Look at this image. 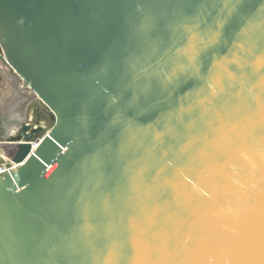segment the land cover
Masks as SVG:
<instances>
[{
    "label": "water",
    "instance_id": "95a60500",
    "mask_svg": "<svg viewBox=\"0 0 264 264\" xmlns=\"http://www.w3.org/2000/svg\"><path fill=\"white\" fill-rule=\"evenodd\" d=\"M0 58L52 121L3 141L0 264H264V0H0Z\"/></svg>",
    "mask_w": 264,
    "mask_h": 264
},
{
    "label": "rangeland",
    "instance_id": "374dc122",
    "mask_svg": "<svg viewBox=\"0 0 264 264\" xmlns=\"http://www.w3.org/2000/svg\"><path fill=\"white\" fill-rule=\"evenodd\" d=\"M1 60V58H0ZM3 66H6L3 61L1 60ZM12 70L9 68V70L6 71V69H4L1 65H0V109L3 105L7 104L6 103L8 100H6V97L4 94L8 93L10 87H11V83L16 81L17 78L12 76ZM10 76V77H9ZM12 76V77H11ZM25 97H23L21 95V100L23 101ZM5 105V106H7ZM42 103L40 101H37L36 99H33L31 101V103L28 104L27 108H26V115L28 117V119L35 121L36 119L39 120V122L43 125V129L46 130L48 129L51 124L52 121L51 119L42 111ZM10 107L8 106L6 108V111H8ZM10 126L14 125V124H9ZM4 131H2L1 127H0V138H4Z\"/></svg>",
    "mask_w": 264,
    "mask_h": 264
},
{
    "label": "flooded vegetation",
    "instance_id": "af4514ba",
    "mask_svg": "<svg viewBox=\"0 0 264 264\" xmlns=\"http://www.w3.org/2000/svg\"><path fill=\"white\" fill-rule=\"evenodd\" d=\"M5 97H8V93L4 94ZM14 98V97H13ZM13 103V104H12ZM7 105V104H5ZM3 105L4 110L0 109V127L2 131H4V135L6 136V130L9 124H13L18 122L23 116L26 114V108L24 106V101L21 100L20 96H17L12 100L11 103H8L7 106ZM10 107L8 111H6L7 107ZM10 126V125H9ZM11 127H15L12 125ZM14 129V128H13ZM16 131V129H15Z\"/></svg>",
    "mask_w": 264,
    "mask_h": 264
},
{
    "label": "built area",
    "instance_id": "2783aa9c",
    "mask_svg": "<svg viewBox=\"0 0 264 264\" xmlns=\"http://www.w3.org/2000/svg\"><path fill=\"white\" fill-rule=\"evenodd\" d=\"M30 120V119H29ZM32 123L34 121L30 120ZM40 123V122H39ZM34 124V123H33ZM41 124V123H40ZM42 125V124H41ZM43 126V125H42ZM5 136L4 138H0V149H1V153H0V156L3 158L2 161H0V176L5 173V172H8V171H11L13 169H16L17 167V163H14L12 162L9 158H7V156H5V151H4V142L5 141ZM34 143V142H33ZM35 144V143H34ZM2 146V147H1Z\"/></svg>",
    "mask_w": 264,
    "mask_h": 264
},
{
    "label": "bare ground",
    "instance_id": "6f19581e",
    "mask_svg": "<svg viewBox=\"0 0 264 264\" xmlns=\"http://www.w3.org/2000/svg\"><path fill=\"white\" fill-rule=\"evenodd\" d=\"M0 65L4 68V69H6V71L7 70H9V65H7V64H5L6 66H3V64H2V62H1V60H0ZM12 76H14V75H12ZM11 76V77H12ZM10 77V76H9ZM16 77V76H15ZM27 97V96H26ZM13 104V103H12ZM15 126V125H14ZM14 128V129H13ZM14 130H15V127H11V126H9L8 125V127H7V130H6V133L9 135V134H12V133H14ZM2 147V146H1ZM6 148H4V150L6 151H8V152H11V151H13V149L12 148H9L8 149V147L7 146H5Z\"/></svg>",
    "mask_w": 264,
    "mask_h": 264
}]
</instances>
